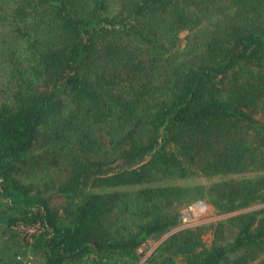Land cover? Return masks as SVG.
Listing matches in <instances>:
<instances>
[{"label":"trees","instance_id":"1","mask_svg":"<svg viewBox=\"0 0 264 264\" xmlns=\"http://www.w3.org/2000/svg\"><path fill=\"white\" fill-rule=\"evenodd\" d=\"M199 200L226 216L177 228ZM255 205L264 0H0V228L29 250L16 262L264 264Z\"/></svg>","mask_w":264,"mask_h":264},{"label":"rangeland","instance_id":"2","mask_svg":"<svg viewBox=\"0 0 264 264\" xmlns=\"http://www.w3.org/2000/svg\"><path fill=\"white\" fill-rule=\"evenodd\" d=\"M186 34H187V31H183L181 33V38H182L181 46H184V44H185V35ZM199 181L208 182V180L206 181L204 178H198V179L191 180L192 183H196ZM263 206L264 205H255L253 208L257 209V208L263 207ZM209 208H210L211 212H210V216L206 218L207 221L218 220V219H221L224 216H226V215H222V214H217L216 210L214 209V207L211 204H209ZM200 220H202V218L199 219V221ZM2 232H3L2 228H0V264H23L22 261L16 262L14 255H15L16 251H18V250L22 251V248L25 249L26 251H29V250L26 249V247L24 248L22 246V244L19 242L18 237H12V235L14 233L13 231H12L13 232L12 233L11 231L6 230L5 234H4V232L3 233ZM172 232L173 231H171L170 233H172ZM170 233L164 235L163 237H161L158 240H149V241L145 242L146 244L144 246H142L143 250H141V252H143V256L141 257L140 262L141 261L144 262L147 259V257L151 254V252L158 246V244L161 243ZM23 236H25V234H23ZM205 237L208 240V242L211 240V235H207ZM19 247H21V248L19 249ZM17 260H19V259L17 258ZM33 264H39V260L36 258V260L34 261Z\"/></svg>","mask_w":264,"mask_h":264},{"label":"built area","instance_id":"3","mask_svg":"<svg viewBox=\"0 0 264 264\" xmlns=\"http://www.w3.org/2000/svg\"><path fill=\"white\" fill-rule=\"evenodd\" d=\"M210 208L209 204L204 200H199L191 203L188 206H184L180 210V217H181V224L177 228H183L195 224H200L203 222H207V217L210 216ZM199 221V219H201ZM198 220V221H197ZM19 230L26 235V233H33L35 231L34 227L26 228L23 226L19 227ZM29 238V237H28ZM29 241H32V238H29ZM146 243H144L142 246H144ZM142 246L139 248V252L143 250ZM17 258L22 261L23 264H33L34 256L32 253H29L25 256L18 255Z\"/></svg>","mask_w":264,"mask_h":264}]
</instances>
